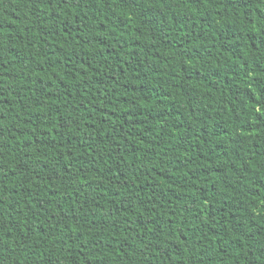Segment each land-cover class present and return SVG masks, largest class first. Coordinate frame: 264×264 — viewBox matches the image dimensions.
<instances>
[{
    "label": "trees",
    "instance_id": "16d2710c",
    "mask_svg": "<svg viewBox=\"0 0 264 264\" xmlns=\"http://www.w3.org/2000/svg\"><path fill=\"white\" fill-rule=\"evenodd\" d=\"M0 264H264V0H0Z\"/></svg>",
    "mask_w": 264,
    "mask_h": 264
}]
</instances>
